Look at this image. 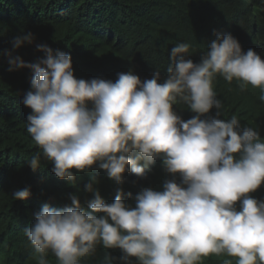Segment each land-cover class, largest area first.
Returning <instances> with one entry per match:
<instances>
[{
	"label": "clouds",
	"instance_id": "obj_1",
	"mask_svg": "<svg viewBox=\"0 0 264 264\" xmlns=\"http://www.w3.org/2000/svg\"><path fill=\"white\" fill-rule=\"evenodd\" d=\"M214 35L199 63L189 58V43L172 47L163 82L158 70L143 81L131 70L115 81L78 79L71 55L47 44H35L44 55L32 63L6 51L9 71L32 74L21 103L31 109L27 132L40 149L28 161L34 171L43 156L71 185L76 172L93 167L123 185L126 172L145 179L159 159L173 176L162 191L127 193L135 207L125 203L122 187L106 203L95 176L84 188L91 199L82 203L71 194L62 208L44 205L23 230L38 264H48L49 252L59 264H82L100 244L122 253H108L105 264H200L213 255L264 264V200L251 195L264 184V140L236 115L221 118L213 86L217 76L235 80L241 91L259 89L264 101V59L243 51L231 34ZM35 39L27 32L12 45L19 49ZM178 103L195 115L182 119ZM30 195L29 188L12 194L15 200Z\"/></svg>",
	"mask_w": 264,
	"mask_h": 264
},
{
	"label": "trees",
	"instance_id": "obj_2",
	"mask_svg": "<svg viewBox=\"0 0 264 264\" xmlns=\"http://www.w3.org/2000/svg\"><path fill=\"white\" fill-rule=\"evenodd\" d=\"M27 32L34 34L35 43L14 49L13 39ZM215 32L231 34L243 51L252 49L264 59V0H0V264H38V254L23 230L34 223V213L46 204L62 208L70 203L71 194H78L82 203L91 199L84 188L92 176L106 203H112L116 189L122 187L130 207H135L133 198L142 188L162 191L164 182L173 179L159 159L145 179L126 172L123 185L98 167L76 172V184L71 185L52 172L54 165L43 156L40 168L34 171L28 161L40 149L27 132L31 109L21 103L30 90L32 74L28 69L9 71L6 51L32 63L44 55L35 44H47L71 55L78 79L115 81L118 73L131 70L143 81L158 70L163 82L172 47L189 43V58L199 63L216 38ZM213 86L223 105L221 118L236 115L241 125L257 130L264 140L260 90L249 86L241 91L235 80L229 84L220 76ZM174 109L185 121L195 115L183 103ZM175 179L180 180L179 176ZM24 188L30 189V197L15 200L12 194ZM251 195L264 200V184ZM108 253L117 258L122 255L119 249L100 244L96 254L82 264H105ZM46 259L48 264H59L51 252ZM226 261L236 264L227 255L209 256L200 264Z\"/></svg>",
	"mask_w": 264,
	"mask_h": 264
}]
</instances>
